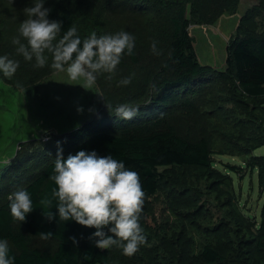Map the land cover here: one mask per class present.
I'll use <instances>...</instances> for the list:
<instances>
[{"label":"rangeland","instance_id":"rangeland-1","mask_svg":"<svg viewBox=\"0 0 264 264\" xmlns=\"http://www.w3.org/2000/svg\"><path fill=\"white\" fill-rule=\"evenodd\" d=\"M50 1L61 5L83 0H46ZM103 1L108 12L101 14V4H97L98 12L89 7L80 10L85 15L75 12L78 26H84L82 37L93 31L98 35L128 31L135 37L138 62L123 55L114 73L99 74L95 85L85 89L81 81H71L65 73L46 75L51 68V56L46 66L38 68L34 60L28 62L9 55L20 62L11 82L25 88L10 85L0 77L1 183L26 182L42 163L37 160H44L39 149H66V141L99 130L98 121L114 116L119 106L131 108L151 103V77L159 58L151 51L153 23L121 11L129 5L120 8V3L133 0ZM109 2L115 4L111 10ZM32 3L33 0H0V9H7L16 17L19 30V17L21 22L27 18L24 9ZM48 4L45 3L46 8ZM258 4V0L186 3L188 31L194 38L197 57L202 65L215 70L217 80L207 89L198 90L195 109L176 105L165 113L172 116L182 136L208 141L213 164L208 169L159 168L164 180L158 194L144 198L140 219L147 243L132 255L124 254L120 247L112 248L110 264H188L206 244L226 256L234 252L242 264L261 263L255 259V248L247 247L246 241L257 234L264 202L259 169L253 167L254 157L263 156L264 147L248 151L264 140V98L244 97L232 81L218 78L217 73L227 74L229 49L237 40L250 34H264V13L257 10ZM7 38L3 35L0 41L2 51L10 41ZM129 76L131 83H120ZM78 108L83 111L78 112ZM152 110L157 111L158 105L143 107L134 114L141 118ZM22 142L27 143V148L16 160ZM32 157L36 160H28ZM231 167L237 170L232 171ZM39 241L43 247L52 245L44 239Z\"/></svg>","mask_w":264,"mask_h":264},{"label":"trees","instance_id":"trees-1","mask_svg":"<svg viewBox=\"0 0 264 264\" xmlns=\"http://www.w3.org/2000/svg\"><path fill=\"white\" fill-rule=\"evenodd\" d=\"M188 1L191 0H133L119 4L120 8L126 4L129 5L121 10L126 15L129 12L130 16L142 18L143 22L148 20L153 23L152 39L157 42L160 54L156 61V71L151 77V103L137 105L131 109L135 112L146 106L158 105V110H152L153 112L149 115L141 118L134 114V119L118 117L115 114L98 121L101 122L96 126L99 130L81 134L72 142L66 141L68 146L66 149L59 148L62 149L64 158H67L69 154L74 155L80 150H85L95 151L100 156L112 155L123 160L126 166L139 172L145 197L158 194L164 180V175L159 171L161 167L208 169L213 164L208 141L205 138L192 140L182 136L172 116L165 113L169 107L176 105L195 109L197 101L194 96L198 90L207 89L217 80L215 70L210 66L202 65L197 57L194 38L189 34V23L185 16ZM258 1L257 10L264 13V0ZM46 3H49L47 7L50 9L49 19L61 21L62 32L75 25L81 38H83L81 29L84 26H78L76 11L85 15V11L81 13L80 10H86L89 7L93 12H98L97 4H101L103 9L101 14L104 11L108 12L107 3L103 0H83L81 3L67 2L61 5L51 1ZM108 4L109 10L115 5L114 2ZM13 16L7 9H0V24L1 28L3 27L0 32V41H3V35H8L7 39L10 40L3 47L4 51L0 47V55H16L18 59L24 60L22 55L17 54L16 45L10 44L13 43V38L19 35V30L15 26L16 17L13 18ZM19 23H21L20 17ZM21 40L26 43L22 37ZM127 56L133 63L138 62L135 47L133 54ZM227 64V74L217 72L218 78L232 81L244 97L264 98V34H250L237 40L229 49ZM53 72L56 71L50 68L46 75ZM0 77L10 85L25 88V86L12 84L13 80L2 74ZM138 120L140 122L136 123ZM258 144L248 151L264 147V140ZM19 146L20 151L17 157L15 156L16 160L21 156L22 150L27 148V143L22 142ZM41 150L39 149L38 154L44 160L41 158L37 160L38 163H42L34 169L26 182L20 180L0 182V238L8 239L10 254L15 257V264H110L111 249L116 246L109 249L97 248L92 238L95 229L84 227L71 220L60 221L55 206L48 210L47 206L40 203L41 199L49 195L55 186L49 176L53 172L58 148L55 146L48 152L44 149L41 152ZM31 154L30 152L28 157ZM29 159L36 160L35 157ZM254 159L256 163L253 167L259 169V183L261 188H264V155ZM258 160L262 163L257 164ZM231 169L236 171L237 167H231ZM20 187L26 188L31 193L34 206L23 222L12 217L8 200L9 194ZM47 211L53 214L55 217L53 220L49 221L46 218L44 212L47 213ZM41 233L52 235L45 237ZM73 237L78 243H73ZM40 239L49 241L52 245L43 247L39 244ZM246 245L255 248V259L259 260L260 264H264V202L257 234L252 239H248ZM188 264L242 263L240 256L234 252L226 256L215 247L206 244Z\"/></svg>","mask_w":264,"mask_h":264},{"label":"clouds","instance_id":"clouds-1","mask_svg":"<svg viewBox=\"0 0 264 264\" xmlns=\"http://www.w3.org/2000/svg\"><path fill=\"white\" fill-rule=\"evenodd\" d=\"M45 3L46 0H33L32 6L24 9L27 18L20 23L19 35L12 41L18 45L17 54L26 61L34 59L36 67L46 66L51 56V69L65 73L71 81H81L83 88L90 89L99 74L114 73L122 56L133 54L135 37L128 31L101 35L93 31L81 38L77 27L72 25L62 32V22L49 19L50 9L45 7ZM151 51L155 55L160 54L156 41L152 42ZM19 63L7 54L0 55V74L11 78ZM120 83L128 85L131 76ZM77 111L82 112L83 109L78 108ZM116 114L130 119L134 111L127 105H121ZM49 179L55 186L40 203L48 210L55 206L60 221L71 220L95 229L92 238L97 248L117 246L124 254L132 255L147 243L140 223L145 197L140 174L126 166L123 160L85 150L64 158L62 149L58 148ZM8 200L12 217L20 222L25 221L34 208L31 193L24 187L10 193ZM44 214L49 221L55 218L50 211ZM41 235L47 237L52 234ZM72 239L74 244L78 243L75 237ZM0 264H15L6 238H0Z\"/></svg>","mask_w":264,"mask_h":264},{"label":"bare ground","instance_id":"bare-ground-1","mask_svg":"<svg viewBox=\"0 0 264 264\" xmlns=\"http://www.w3.org/2000/svg\"><path fill=\"white\" fill-rule=\"evenodd\" d=\"M106 118V117H105ZM103 119V118H102Z\"/></svg>","mask_w":264,"mask_h":264}]
</instances>
